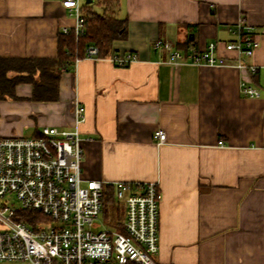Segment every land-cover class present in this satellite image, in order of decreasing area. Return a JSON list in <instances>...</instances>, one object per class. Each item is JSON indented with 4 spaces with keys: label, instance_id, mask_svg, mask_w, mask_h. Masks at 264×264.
<instances>
[{
    "label": "crops",
    "instance_id": "1",
    "mask_svg": "<svg viewBox=\"0 0 264 264\" xmlns=\"http://www.w3.org/2000/svg\"><path fill=\"white\" fill-rule=\"evenodd\" d=\"M118 15L128 33L113 50L139 59L117 66L111 54L77 58L54 101L33 100L32 82H16L0 96V136L69 128L79 102L84 178L158 182V263L264 264V0H121ZM241 17L260 39L248 68L176 66L154 45L218 41L216 53L233 63L238 56L224 42L235 39ZM74 25L60 0H0V59L55 57L59 33ZM244 85L260 95H244ZM157 128L166 132L162 144Z\"/></svg>",
    "mask_w": 264,
    "mask_h": 264
},
{
    "label": "built area",
    "instance_id": "2",
    "mask_svg": "<svg viewBox=\"0 0 264 264\" xmlns=\"http://www.w3.org/2000/svg\"><path fill=\"white\" fill-rule=\"evenodd\" d=\"M75 18L72 29L84 32L81 0H60ZM235 39L224 42L225 49L238 58L229 62L216 53L219 42L204 49L182 50L170 40L157 39L155 47L169 51L168 61L178 66L233 64L248 68L245 57L260 47L258 33L245 17L233 27ZM98 58V49L89 46L86 55ZM117 66L137 61L138 54L114 52ZM255 70V67L249 66ZM247 96H259L252 86H242ZM86 108L77 102L69 128L44 125L35 136H0V262L5 264H160V192L156 181L131 182L86 179L83 176V141L80 129L86 121ZM158 144L166 132L153 134ZM90 139V137H87ZM222 143V141H220ZM114 186V196L124 200L123 231L99 222L103 214V189ZM17 202V204H15ZM32 212L23 216V212ZM30 219V220H29Z\"/></svg>",
    "mask_w": 264,
    "mask_h": 264
},
{
    "label": "trees",
    "instance_id": "3",
    "mask_svg": "<svg viewBox=\"0 0 264 264\" xmlns=\"http://www.w3.org/2000/svg\"><path fill=\"white\" fill-rule=\"evenodd\" d=\"M121 0H96L93 3L84 2L82 13L84 15V32L78 36L72 29L69 33L60 32L58 36V54L55 57H28L21 59H0V96L11 91L18 81H28L33 84L32 99L37 101H54L58 99V84L61 73L70 69L78 58L86 55L89 46L98 49L100 57H107L113 50L116 39H124L128 33V18L120 17ZM184 47L186 48L191 41ZM187 49V48H186ZM14 71L15 77H8ZM103 218L111 226L123 229V220L120 208L116 206L114 186L105 184L103 189ZM119 208L116 218L110 217L109 209ZM27 217L32 212H23ZM30 220V219H29Z\"/></svg>",
    "mask_w": 264,
    "mask_h": 264
},
{
    "label": "rangeland",
    "instance_id": "4",
    "mask_svg": "<svg viewBox=\"0 0 264 264\" xmlns=\"http://www.w3.org/2000/svg\"><path fill=\"white\" fill-rule=\"evenodd\" d=\"M94 1H96V0H94ZM29 134H30L29 132L26 133V135H29ZM116 202H117V204H115V205L116 206H119V208H120V209L119 208L118 209L120 210L121 219L124 220L125 214H126V204H125V201L124 200H119V199L117 200L116 199ZM15 204H17V202H15ZM118 209L117 208H114V209L113 208L112 209L110 208L109 209L110 212H112V213H110L111 214L110 215L111 218H113V217L116 218L115 215H117ZM113 211H116L115 212V215H113ZM99 219H100L99 222H101V223L103 222L104 223L103 225H111V224H109V221L108 220H105L103 218L102 215L100 216ZM0 264H5V263H1L0 262Z\"/></svg>",
    "mask_w": 264,
    "mask_h": 264
},
{
    "label": "water",
    "instance_id": "5",
    "mask_svg": "<svg viewBox=\"0 0 264 264\" xmlns=\"http://www.w3.org/2000/svg\"><path fill=\"white\" fill-rule=\"evenodd\" d=\"M91 2V0H87V3Z\"/></svg>",
    "mask_w": 264,
    "mask_h": 264
}]
</instances>
